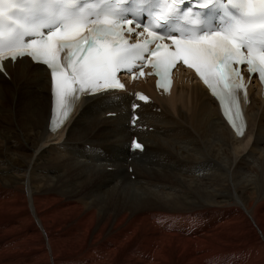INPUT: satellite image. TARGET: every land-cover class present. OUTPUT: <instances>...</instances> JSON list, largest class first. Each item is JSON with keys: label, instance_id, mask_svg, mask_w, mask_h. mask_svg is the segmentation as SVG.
Listing matches in <instances>:
<instances>
[{"label": "bare ground", "instance_id": "obj_1", "mask_svg": "<svg viewBox=\"0 0 264 264\" xmlns=\"http://www.w3.org/2000/svg\"><path fill=\"white\" fill-rule=\"evenodd\" d=\"M23 60L0 74V264H264L258 73L241 66L240 133L227 94L222 107L179 63L167 89L134 86L151 100L134 127L119 92L81 101L51 134L49 75Z\"/></svg>", "mask_w": 264, "mask_h": 264}, {"label": "snow or ice", "instance_id": "obj_2", "mask_svg": "<svg viewBox=\"0 0 264 264\" xmlns=\"http://www.w3.org/2000/svg\"><path fill=\"white\" fill-rule=\"evenodd\" d=\"M126 3L0 0V61L19 58L23 63L27 57L42 65L51 78L53 111L65 119L73 103L122 89L121 74L135 79L150 66L158 86L167 89L172 69L182 63L195 70L222 107L227 94L224 115L240 133L235 92L244 87L241 66H247L250 76L258 73L264 83V0H139L150 17L144 24L127 17ZM210 7L221 9V24L201 29V11ZM177 20L192 27H175ZM139 28L138 42L130 44L125 31L131 35ZM137 99L147 100L140 95ZM137 119L133 115L134 126ZM131 147L144 150L135 140Z\"/></svg>", "mask_w": 264, "mask_h": 264}, {"label": "rangeland", "instance_id": "obj_3", "mask_svg": "<svg viewBox=\"0 0 264 264\" xmlns=\"http://www.w3.org/2000/svg\"><path fill=\"white\" fill-rule=\"evenodd\" d=\"M248 145H249V143H248ZM248 145H247V147L249 148L251 146V144H250V146H248ZM128 171H129V169H128ZM129 173H130V171H129ZM125 197H127V196L125 195Z\"/></svg>", "mask_w": 264, "mask_h": 264}]
</instances>
